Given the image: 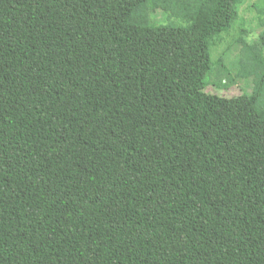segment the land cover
<instances>
[{
    "label": "trees",
    "instance_id": "trees-1",
    "mask_svg": "<svg viewBox=\"0 0 264 264\" xmlns=\"http://www.w3.org/2000/svg\"><path fill=\"white\" fill-rule=\"evenodd\" d=\"M242 1L0 0V264H264V111L205 91Z\"/></svg>",
    "mask_w": 264,
    "mask_h": 264
},
{
    "label": "rangeland",
    "instance_id": "rangeland-1",
    "mask_svg": "<svg viewBox=\"0 0 264 264\" xmlns=\"http://www.w3.org/2000/svg\"><path fill=\"white\" fill-rule=\"evenodd\" d=\"M197 1L178 0L177 3L169 2L168 5L167 3L165 5L164 2L158 4L150 2L144 9L146 23L148 25L189 26L191 21L183 15L191 11ZM230 28L227 33L226 30L220 34L221 37L220 35L213 37V40L215 39V44L211 48L213 64L205 77V91L228 98L255 94L258 109L264 111V76L262 74H252V76L260 78L259 83L253 82L255 78L249 74H241L236 79L237 82L233 84L224 83L226 79L220 75L224 73V75L233 74L235 76L239 73L240 70L235 64L237 57L264 52V42L261 39V35L264 34V0H243L238 6V18ZM239 38L245 43H239L237 41ZM226 49H228L226 53L228 55H223L224 61H222L227 67L225 70L223 65L220 63L217 65L216 61Z\"/></svg>",
    "mask_w": 264,
    "mask_h": 264
}]
</instances>
